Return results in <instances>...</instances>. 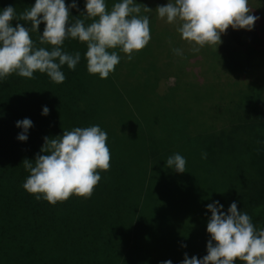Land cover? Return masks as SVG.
<instances>
[{"label": "trees", "instance_id": "1", "mask_svg": "<svg viewBox=\"0 0 264 264\" xmlns=\"http://www.w3.org/2000/svg\"><path fill=\"white\" fill-rule=\"evenodd\" d=\"M251 1V14L259 17ZM76 2L80 11L72 9L73 17L84 10V0ZM106 2L111 9L116 0ZM34 3L0 0V9L12 5L22 12ZM43 28L41 24V34ZM225 35L220 52H209L229 74L264 64V15L251 31L229 27ZM37 36L32 33L33 40ZM64 48L69 53H81L76 70L63 67L64 83L55 84L38 72L32 80L13 74L0 82V264H161L165 260L181 264L185 253L189 258L205 256L207 223L191 226L192 215L182 209L183 201L171 210H182L187 215L170 213L172 219L167 213L160 215L145 206V194L152 181L175 173L166 167L174 144L186 142L193 133L188 131L190 119L174 112L167 114L173 127L170 131L182 128L185 132L181 135L142 131L132 110H138L141 98L148 103L164 102L181 85L159 94L156 82L160 79V64L155 66L156 62L154 70L136 71L123 53L114 74L100 79L87 72L85 44L66 40ZM203 50L209 53L208 47ZM259 87L249 84L235 91L237 104L232 100L229 104L232 108L236 104L234 111L244 112L219 118L230 123L225 129L217 131L215 124L211 126L203 142L202 153H207V158L201 160L208 166L203 177L205 186L216 194L224 211L235 201L255 225L264 227V86L260 89V107L251 105ZM45 106L49 109L47 116L41 114ZM25 118L33 122V127L28 140L21 142L17 136L22 130L15 125ZM91 125L107 132L111 157L110 169L100 172L101 180L91 198L73 195L55 205L37 201L22 187L29 175L23 161L34 160L44 137L54 138L64 130ZM194 215L204 216L200 211Z\"/></svg>", "mask_w": 264, "mask_h": 264}, {"label": "clouds", "instance_id": "2", "mask_svg": "<svg viewBox=\"0 0 264 264\" xmlns=\"http://www.w3.org/2000/svg\"><path fill=\"white\" fill-rule=\"evenodd\" d=\"M248 4L249 0H168L153 10L137 0H116L109 9L106 0H84V10L77 17L71 15L72 9L80 11L76 0L69 4L65 0H35L22 12L8 5L0 9V82L13 74L32 80L38 72L55 84L64 83L63 67L74 71L81 61L79 51L65 50L66 40L85 44L87 72L107 79L121 63V53L131 62L149 44V14L153 11L158 19L175 26L193 55L205 47L215 46L217 51L229 27L253 29L259 17L251 14ZM32 33L38 34L37 40L32 39ZM172 52L186 58L181 48ZM41 114L47 116L48 107H43ZM15 126L22 130L17 139L26 142L33 122L25 118ZM107 140V132L99 125L74 127L60 136L44 137L34 160L23 161L29 175L22 187L37 201L51 205L73 195L91 198L101 180L100 172L110 169ZM201 158L206 159L207 153ZM186 164L180 153L166 160V167L176 173H185ZM206 211L211 213L206 226L207 254L198 259L185 253L181 264H264V227L255 225L246 211L238 209L237 202L224 211L219 201H213L206 205Z\"/></svg>", "mask_w": 264, "mask_h": 264}, {"label": "rangeland", "instance_id": "3", "mask_svg": "<svg viewBox=\"0 0 264 264\" xmlns=\"http://www.w3.org/2000/svg\"><path fill=\"white\" fill-rule=\"evenodd\" d=\"M137 2L155 10L158 5L166 4L168 0H137ZM250 6L254 8L259 17L264 15V0H252ZM149 15L151 17V40L143 50L135 54L131 64L136 71L154 70V67L160 64V79L156 82L159 94L165 95L169 90L176 89L177 85H181L178 87L181 89L175 91L173 96L164 102L148 103L146 99L141 98L138 110L132 111L137 116L138 125L142 131L153 130L159 133L173 129L171 121L168 120V113L174 112L180 116H186L190 119L188 131L193 135L182 144H174L170 152L171 155L180 153L186 159V172H175L164 179L153 180L145 194L147 196L145 206L160 215L167 213L172 219L173 216H169L170 213L175 216L187 215L182 210H171L174 206L179 208L184 202L182 209H188V214L192 215L190 225L196 226L201 222L206 224L211 215L206 211V205L218 200L215 199V193L208 192V186H205L203 180L208 167L201 160L205 135L213 124L217 131L230 125L226 119L219 118L230 116L232 113L238 115L239 112H244L241 109L234 111L238 100V97L234 95L236 90L241 91L249 84L254 87L260 86L254 97L256 99L251 101V105L255 108L260 107L259 101L263 95L260 89L264 86V64L260 62L255 65L254 69L231 75L220 61L210 56L209 51L210 49L216 51L215 46L208 47L209 53L201 49L198 54L193 55L191 46L184 40L180 41V34L175 26L158 19L155 11ZM221 40L222 43L217 48L219 52L220 46L225 43V34L221 36ZM173 48H181L186 58L181 59L174 55ZM169 61L173 63L171 65L180 68L181 72L174 71ZM177 74L180 75V81H178ZM231 100L236 103L233 108L229 104ZM253 112L259 113V111ZM184 132L185 130L181 128L166 134L175 137ZM199 211L204 215L203 217L194 215ZM206 226H204L205 230ZM172 262L176 263L175 260Z\"/></svg>", "mask_w": 264, "mask_h": 264}]
</instances>
